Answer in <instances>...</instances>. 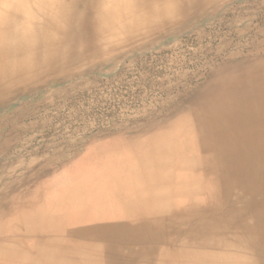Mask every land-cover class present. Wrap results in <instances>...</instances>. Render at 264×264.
Returning <instances> with one entry per match:
<instances>
[{"label": "bare ground", "instance_id": "1", "mask_svg": "<svg viewBox=\"0 0 264 264\" xmlns=\"http://www.w3.org/2000/svg\"><path fill=\"white\" fill-rule=\"evenodd\" d=\"M153 51L168 117L66 168L3 157L38 106ZM0 263L264 264V0H0Z\"/></svg>", "mask_w": 264, "mask_h": 264}, {"label": "rangeland", "instance_id": "2", "mask_svg": "<svg viewBox=\"0 0 264 264\" xmlns=\"http://www.w3.org/2000/svg\"><path fill=\"white\" fill-rule=\"evenodd\" d=\"M261 8L263 7L259 6V9ZM225 27V25H217L214 30L234 38V35ZM181 39L177 45L173 46L174 52L170 51L168 55L175 59L191 60V53L196 48V44L184 42L183 38ZM218 42L219 37L211 45L208 41H204V44L214 47ZM158 55L154 51L148 54V59L145 57L144 69L140 66L139 59L134 64L125 61L122 65L124 68L121 66V70L110 76H99L97 80L89 78L90 87L73 91L66 96V99L54 96L53 103L38 106L31 117L21 122L22 128L24 125L25 128L28 127V131L20 136L22 142L19 138L15 148L3 157L9 163L18 161L23 168L22 166L33 158L41 157L38 158V162H44L48 157L58 156L59 167L66 168L71 160L74 161L81 155L86 145H90L94 136L125 131L144 132L151 122L149 118L153 117L152 120H155L159 116L168 117L171 111H162L161 103L167 100L169 95L161 90L159 84L152 85L154 81L163 79L164 74L159 73L158 70L164 71L166 67L165 62L158 61ZM201 57L196 56L195 59ZM184 69L188 72L190 70V75L193 73L194 66L189 65ZM144 71L146 76L143 82ZM173 75L170 73V76ZM184 81L186 82V79ZM192 81L195 84L199 79L194 77ZM168 84L169 82L165 81L164 85ZM175 94L182 95L183 91L172 92V95ZM21 168L18 173L23 171Z\"/></svg>", "mask_w": 264, "mask_h": 264}]
</instances>
